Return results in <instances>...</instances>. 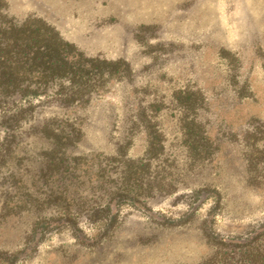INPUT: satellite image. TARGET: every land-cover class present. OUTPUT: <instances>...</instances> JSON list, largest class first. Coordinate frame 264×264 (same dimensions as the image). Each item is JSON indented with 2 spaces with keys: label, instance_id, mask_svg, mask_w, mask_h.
Here are the masks:
<instances>
[{
  "label": "rangeland",
  "instance_id": "374dc122",
  "mask_svg": "<svg viewBox=\"0 0 264 264\" xmlns=\"http://www.w3.org/2000/svg\"><path fill=\"white\" fill-rule=\"evenodd\" d=\"M0 12L19 22L43 18L86 54L123 58L133 70L130 80L103 81L88 102L71 106L74 112H65L69 107L58 96L31 93L0 106V120L10 108L42 101L36 123L55 115L81 119L85 135L75 153H112L129 132L136 103L169 101L173 90L189 86L205 96L198 120L216 145L210 159L194 160L170 105L159 123L167 156L175 159L169 167L178 174L175 193L148 198V212L113 203L117 224L98 240L101 226L87 222L82 212L80 232L65 228L33 241L37 214H2L0 251L14 255L13 264L215 262L225 248L208 237L211 232L263 247L264 0H0ZM132 137L131 155L140 156L143 134ZM28 140L17 152L36 153L43 143L38 136ZM203 187L219 192L217 207L209 197L188 222H161L187 210L186 202L174 201L176 194Z\"/></svg>",
  "mask_w": 264,
  "mask_h": 264
},
{
  "label": "trees",
  "instance_id": "16d2710c",
  "mask_svg": "<svg viewBox=\"0 0 264 264\" xmlns=\"http://www.w3.org/2000/svg\"><path fill=\"white\" fill-rule=\"evenodd\" d=\"M132 74L125 59L88 55L63 39L43 18L28 16L19 22L0 12V106L31 93L47 97L51 93L69 107H65L66 112L74 104L88 102L103 81L130 80ZM204 100L201 90L185 86L172 91L171 104L162 99L136 103L129 132L112 153H75L85 135L81 119L55 115L36 123L42 101L10 108L11 113L0 120L4 133L0 138V215L37 214L33 241L37 235L44 237L65 228L74 234L80 232L77 213L82 212L87 222L101 226L96 238L101 239L117 224L113 203L117 209L126 204L148 212V198L177 190L178 174L169 169L175 159L167 156L159 123V116L170 105H174L173 115L189 155L197 161L211 158L216 145L198 120ZM72 109L70 112L75 111ZM133 132H141L144 140L143 152L136 157L131 155ZM34 136L43 140L36 153L29 148L17 152ZM38 157L39 164L32 166ZM209 197L217 207L220 194L215 188L176 194L174 201L186 202L187 210L177 217H163L161 222H188ZM208 237L225 249L217 261L198 264H264V245L252 248L253 240L236 242L213 232ZM29 249L33 253L34 248ZM12 257L0 251V260L13 264Z\"/></svg>",
  "mask_w": 264,
  "mask_h": 264
}]
</instances>
